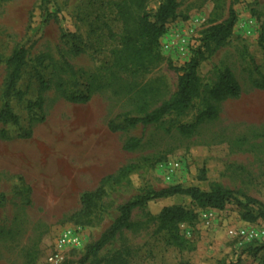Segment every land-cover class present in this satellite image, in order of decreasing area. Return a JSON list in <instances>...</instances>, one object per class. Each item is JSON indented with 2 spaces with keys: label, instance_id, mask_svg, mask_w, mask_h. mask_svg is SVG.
<instances>
[{
  "label": "rangeland",
  "instance_id": "rangeland-1",
  "mask_svg": "<svg viewBox=\"0 0 264 264\" xmlns=\"http://www.w3.org/2000/svg\"><path fill=\"white\" fill-rule=\"evenodd\" d=\"M162 0H0V109L6 61L19 46L27 64L9 104L18 126L0 123V264H49L60 234L80 229L81 245L60 264H82L126 203L181 185L209 191L224 187L264 204V0H178L176 16L151 58L132 62L125 36L144 12L153 20ZM233 6L238 21L226 45L200 66V97L193 108L159 124L126 128L177 91L178 68L190 61L205 32L224 22ZM65 35H70L67 38ZM75 36V39H72ZM231 71L239 99L215 102L210 90ZM90 95L86 104L72 96ZM43 100L42 109L29 103ZM215 107L219 116L193 135L179 126ZM120 131L110 129V123ZM31 133L30 138L21 135ZM132 139L134 151L125 149ZM137 169L105 187L87 212L85 193L124 166ZM183 207L193 218L161 224L165 208ZM242 209H198L188 197L149 202L133 211L124 230L85 264H264V218L246 223Z\"/></svg>",
  "mask_w": 264,
  "mask_h": 264
},
{
  "label": "trees",
  "instance_id": "trees-1",
  "mask_svg": "<svg viewBox=\"0 0 264 264\" xmlns=\"http://www.w3.org/2000/svg\"><path fill=\"white\" fill-rule=\"evenodd\" d=\"M147 0H138V7L143 9ZM51 0H41L42 16L49 18V5ZM180 4L178 0H162L159 8L151 20V16L144 12L140 17L138 27L134 31H129L125 36L124 48L127 57L132 62H143L151 58L152 54L159 45L160 38L166 32V26L171 19L176 16ZM238 14L231 6L229 17L224 22L217 24L207 30L200 40V44L193 49L192 57L184 66L178 68L180 76L178 79L177 91L169 100L148 112L142 117H129L125 120L126 128H135L139 125L151 126L159 124L165 117L178 113L183 115L190 111L194 106V101L200 97L202 90V81L199 76V69L209 55L226 45L233 34L237 24ZM70 35H65L68 37ZM75 39V36H72ZM261 44L264 48V35L261 38ZM28 50L25 46H19L9 56L6 61L7 75L4 81L2 93L3 105L0 109V123L18 126L20 123L9 101L13 95H21L17 92V83L21 79L24 67L27 64ZM254 86L264 91V75L261 80H255ZM210 97L215 102H223L229 99H239L242 96V87L234 74L229 70L220 73L216 83L209 92ZM71 101L78 104H86L90 101V95L72 96ZM43 100L39 99L35 103H29L28 109L35 108L41 110ZM219 112L215 107L210 106L207 110L200 113L190 124L180 125L178 128L184 135H193L197 129L206 121L217 119ZM110 129L114 132L120 131L118 125L110 123ZM31 133L21 135V138H30ZM140 145L138 140L132 139L126 145L125 149L129 151L136 150ZM137 169L136 165H128L120 168L116 176L109 175L103 178L100 187L96 191L87 192L82 197V206L87 212H90L101 199L105 192V187L110 183L119 182L128 177ZM174 196H184L190 198L192 203L198 209H213L222 211L230 204H237L241 212V218L246 223H255L260 218H264V204L249 196H242L240 193L215 186L209 191H202L197 187L185 188L181 185L161 189L159 191L149 192L137 197L120 208L119 217L110 225V228L102 234L100 239L90 246L82 260L85 264L91 257L100 253L114 238L124 230L133 228L131 217L134 210L141 208L149 202L165 199ZM194 213L183 207L165 208L162 210L160 219L161 224L165 226H175L178 223L193 218Z\"/></svg>",
  "mask_w": 264,
  "mask_h": 264
},
{
  "label": "built area",
  "instance_id": "built-area-1",
  "mask_svg": "<svg viewBox=\"0 0 264 264\" xmlns=\"http://www.w3.org/2000/svg\"><path fill=\"white\" fill-rule=\"evenodd\" d=\"M80 245V229L74 227L65 228L55 244L54 252L49 258V264H60L64 260L67 252L78 249Z\"/></svg>",
  "mask_w": 264,
  "mask_h": 264
}]
</instances>
